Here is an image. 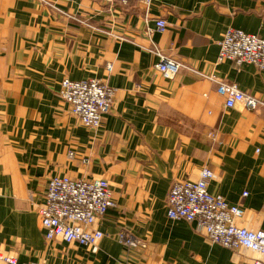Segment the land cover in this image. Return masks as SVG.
<instances>
[{
	"label": "crops",
	"instance_id": "0c3cea01",
	"mask_svg": "<svg viewBox=\"0 0 264 264\" xmlns=\"http://www.w3.org/2000/svg\"><path fill=\"white\" fill-rule=\"evenodd\" d=\"M156 19L166 28L150 34ZM229 29L264 39V0H0L1 249L20 263L250 264L254 253L166 215L172 184L207 168L209 193L244 211L237 224L264 231V107L227 109L212 80L264 102V69L217 63ZM155 52L189 69L165 79ZM64 78L113 90L98 130L58 97ZM56 176L108 182L97 253L45 241L37 211ZM120 232L141 246L127 250Z\"/></svg>",
	"mask_w": 264,
	"mask_h": 264
},
{
	"label": "built area",
	"instance_id": "2783aa9c",
	"mask_svg": "<svg viewBox=\"0 0 264 264\" xmlns=\"http://www.w3.org/2000/svg\"><path fill=\"white\" fill-rule=\"evenodd\" d=\"M42 1V0H40ZM106 5L126 6L131 1L141 3L145 9L157 0H101ZM166 23L162 19L154 21V31H163ZM217 63L231 62L236 67L251 65L257 70L264 69V39L248 35L242 31L227 30L220 42ZM158 62L154 71L165 79L175 77L181 69L188 67L155 52ZM107 72L111 65L105 66ZM216 83L217 94L224 98L227 109L239 105L247 110L264 107V102L250 94L243 93L233 84L221 80ZM58 97L68 105L70 113L89 130L100 128L103 118L112 110L114 92L104 82L97 79L72 81L68 78L60 82ZM214 174L207 168L200 171L196 181L179 180L172 184L167 195L166 215L172 221H186L194 226V231L210 243L238 251H250L256 255L250 264H264V231L240 227L237 221L244 211L238 205L228 204L221 196L208 191V183ZM246 193H243V197ZM113 201L108 182L104 179H70L53 177L47 183L44 203L38 208L39 225L46 242H61L84 247L88 252H98L103 233L96 224L113 209ZM121 245L137 249L141 245L125 232L118 234ZM0 264H40L20 263L17 258L0 247Z\"/></svg>",
	"mask_w": 264,
	"mask_h": 264
}]
</instances>
